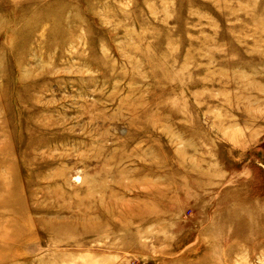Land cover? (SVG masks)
Listing matches in <instances>:
<instances>
[{
  "label": "rangeland",
  "instance_id": "obj_1",
  "mask_svg": "<svg viewBox=\"0 0 264 264\" xmlns=\"http://www.w3.org/2000/svg\"><path fill=\"white\" fill-rule=\"evenodd\" d=\"M0 264H264V0H0Z\"/></svg>",
  "mask_w": 264,
  "mask_h": 264
}]
</instances>
